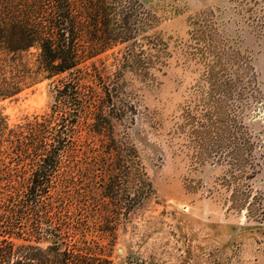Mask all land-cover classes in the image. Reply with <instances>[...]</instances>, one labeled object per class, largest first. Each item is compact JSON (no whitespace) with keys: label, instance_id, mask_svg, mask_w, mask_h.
Instances as JSON below:
<instances>
[{"label":"trees","instance_id":"16d2710c","mask_svg":"<svg viewBox=\"0 0 264 264\" xmlns=\"http://www.w3.org/2000/svg\"><path fill=\"white\" fill-rule=\"evenodd\" d=\"M147 20L138 0H0V101L44 79L54 90L45 114L11 123L0 111V264H111L96 238L113 236L118 217L149 184L139 177L135 150L112 137L111 120L136 107L119 98L117 82H107L90 60L123 45L120 66L146 77L167 48L144 34ZM191 24L193 55L204 68L196 111L184 106L177 131L193 137L201 161L216 159L236 171L234 178L251 177L262 163L245 115L262 98L257 73L207 13ZM91 134L108 139L97 149L101 155L115 156L104 162L116 170L103 188L106 214L87 200H69L65 189L78 161L67 156L95 151ZM129 174L139 180L133 193L120 187ZM236 191L248 205L256 197Z\"/></svg>","mask_w":264,"mask_h":264},{"label":"rangeland","instance_id":"374dc122","mask_svg":"<svg viewBox=\"0 0 264 264\" xmlns=\"http://www.w3.org/2000/svg\"><path fill=\"white\" fill-rule=\"evenodd\" d=\"M138 2L147 12L144 34L167 44L162 64L146 77L120 66L117 51L123 45L90 62L107 82H117L121 100L136 107L111 120L112 137L135 150L139 177L149 190L145 187L140 202L118 217L111 238L96 240L111 264H264V0ZM203 13L251 59L257 73L262 98L245 115L247 134L257 146L253 154L262 163L253 176L247 169L248 178H234L236 171L216 159L201 161L193 137L183 138L176 128L186 104L196 111L197 80L204 67L193 55L191 22ZM53 100V82L44 79L0 101V111L11 123L19 122L49 112ZM87 138L95 151L67 156L78 161L67 172L72 181L65 189L69 200H87L106 214L111 208L103 188L116 173L106 163L115 156L97 150L106 136ZM137 185V176L129 174L120 187L133 193ZM238 188L256 195L251 205Z\"/></svg>","mask_w":264,"mask_h":264}]
</instances>
